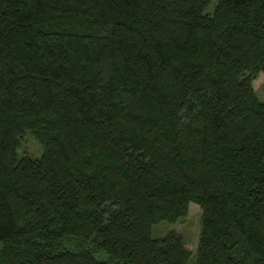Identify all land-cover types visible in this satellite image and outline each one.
<instances>
[{
	"label": "trees",
	"instance_id": "obj_1",
	"mask_svg": "<svg viewBox=\"0 0 264 264\" xmlns=\"http://www.w3.org/2000/svg\"><path fill=\"white\" fill-rule=\"evenodd\" d=\"M212 1L0 0V264H187L191 202L264 264V0Z\"/></svg>",
	"mask_w": 264,
	"mask_h": 264
},
{
	"label": "rangeland",
	"instance_id": "obj_2",
	"mask_svg": "<svg viewBox=\"0 0 264 264\" xmlns=\"http://www.w3.org/2000/svg\"><path fill=\"white\" fill-rule=\"evenodd\" d=\"M215 1L213 0L208 8L212 9ZM253 88L260 99H264V75L260 74L253 81ZM42 148L40 143H38L33 136L29 133L25 135L22 140L20 147L18 148V153L28 154L29 156H37L41 155ZM178 232L185 243V246L191 252L189 261L187 264H196L197 258V245H198V237L200 232V208L196 203L191 202L188 208V214L185 217L179 218L176 222L170 223L166 221H162L159 224H155L152 227L151 234L152 237H162L169 231Z\"/></svg>",
	"mask_w": 264,
	"mask_h": 264
}]
</instances>
